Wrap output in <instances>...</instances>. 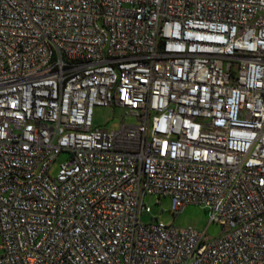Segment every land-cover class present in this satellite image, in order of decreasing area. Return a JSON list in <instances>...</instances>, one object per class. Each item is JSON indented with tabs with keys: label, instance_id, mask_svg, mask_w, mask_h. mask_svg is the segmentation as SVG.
Returning <instances> with one entry per match:
<instances>
[{
	"label": "built area",
	"instance_id": "obj_1",
	"mask_svg": "<svg viewBox=\"0 0 264 264\" xmlns=\"http://www.w3.org/2000/svg\"><path fill=\"white\" fill-rule=\"evenodd\" d=\"M0 264H264V0H0Z\"/></svg>",
	"mask_w": 264,
	"mask_h": 264
},
{
	"label": "rangeland",
	"instance_id": "obj_2",
	"mask_svg": "<svg viewBox=\"0 0 264 264\" xmlns=\"http://www.w3.org/2000/svg\"><path fill=\"white\" fill-rule=\"evenodd\" d=\"M125 120L127 122H136V119L132 116L125 118L124 111L120 107L96 106L94 109V122L98 126L112 129L119 128ZM145 202L152 207V211L142 215L144 222H149L156 218L166 224H174L179 227L193 226L199 230H204L209 238L217 237L223 231V227L220 224L210 222V210L204 205L188 204L179 213H175L172 210L170 197L158 198L149 194L145 197Z\"/></svg>",
	"mask_w": 264,
	"mask_h": 264
}]
</instances>
